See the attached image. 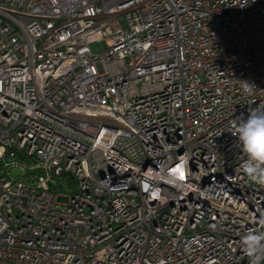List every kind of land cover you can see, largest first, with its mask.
<instances>
[{
	"label": "built area",
	"instance_id": "built-area-1",
	"mask_svg": "<svg viewBox=\"0 0 264 264\" xmlns=\"http://www.w3.org/2000/svg\"><path fill=\"white\" fill-rule=\"evenodd\" d=\"M258 105L264 0H0V264H246Z\"/></svg>",
	"mask_w": 264,
	"mask_h": 264
},
{
	"label": "clouds",
	"instance_id": "clouds-1",
	"mask_svg": "<svg viewBox=\"0 0 264 264\" xmlns=\"http://www.w3.org/2000/svg\"><path fill=\"white\" fill-rule=\"evenodd\" d=\"M242 87L245 94L254 95V84L243 81ZM228 131L236 138L241 153L239 169L244 177L264 187V106L251 108L246 117L241 115L234 119ZM256 223L259 228L249 229L240 237L239 249L246 264H264V216Z\"/></svg>",
	"mask_w": 264,
	"mask_h": 264
},
{
	"label": "rangeland",
	"instance_id": "rangeland-1",
	"mask_svg": "<svg viewBox=\"0 0 264 264\" xmlns=\"http://www.w3.org/2000/svg\"><path fill=\"white\" fill-rule=\"evenodd\" d=\"M91 49L95 52H99L101 50V46L98 43L92 44ZM10 160V158H7ZM55 190L58 193V196L56 198L57 203H64L67 201L70 194L73 192L72 188L68 186L65 182H59L57 187H55Z\"/></svg>",
	"mask_w": 264,
	"mask_h": 264
},
{
	"label": "water",
	"instance_id": "water-1",
	"mask_svg": "<svg viewBox=\"0 0 264 264\" xmlns=\"http://www.w3.org/2000/svg\"><path fill=\"white\" fill-rule=\"evenodd\" d=\"M11 174H13V175H14V174H20V175H21V174H22V171H19V170H17V169H12V170H11Z\"/></svg>",
	"mask_w": 264,
	"mask_h": 264
}]
</instances>
